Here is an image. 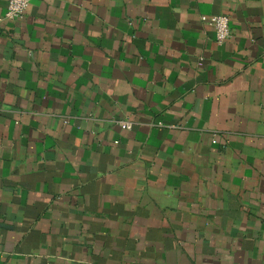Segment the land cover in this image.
Wrapping results in <instances>:
<instances>
[{
    "label": "crops",
    "instance_id": "0c3cea01",
    "mask_svg": "<svg viewBox=\"0 0 264 264\" xmlns=\"http://www.w3.org/2000/svg\"><path fill=\"white\" fill-rule=\"evenodd\" d=\"M7 7L0 264H264V0Z\"/></svg>",
    "mask_w": 264,
    "mask_h": 264
},
{
    "label": "built area",
    "instance_id": "2783aa9c",
    "mask_svg": "<svg viewBox=\"0 0 264 264\" xmlns=\"http://www.w3.org/2000/svg\"><path fill=\"white\" fill-rule=\"evenodd\" d=\"M32 0H8V7L6 11V18L16 19L22 17ZM204 23L212 25L216 31V39L219 43L225 42L231 37L230 16L226 13L218 15H203L201 17ZM120 126L125 129H131L132 123L127 120L118 121ZM216 142V139L213 140Z\"/></svg>",
    "mask_w": 264,
    "mask_h": 264
}]
</instances>
